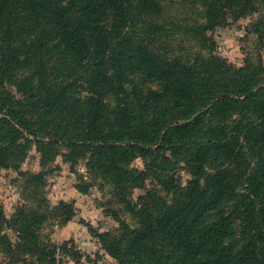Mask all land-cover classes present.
I'll list each match as a JSON object with an SVG mask.
<instances>
[{"label": "trees", "instance_id": "1", "mask_svg": "<svg viewBox=\"0 0 264 264\" xmlns=\"http://www.w3.org/2000/svg\"><path fill=\"white\" fill-rule=\"evenodd\" d=\"M176 1L0 0V168L18 171L34 145L43 166L61 149L72 166L87 161L122 207L109 211L116 233L90 229L116 264H264L263 58L236 67L205 55L208 32L264 0H191L203 10L186 28L164 18ZM176 31L202 51H163ZM256 31L264 45V16ZM31 177L39 208L8 218L0 202L1 252L80 264L70 242L41 233L51 217L72 219V205L51 208L44 173Z\"/></svg>", "mask_w": 264, "mask_h": 264}, {"label": "rangeland", "instance_id": "2", "mask_svg": "<svg viewBox=\"0 0 264 264\" xmlns=\"http://www.w3.org/2000/svg\"><path fill=\"white\" fill-rule=\"evenodd\" d=\"M190 2L192 1L178 0L173 4H167L165 20L168 17L170 21L184 28L192 25L203 9L200 6H192ZM262 16H264L263 8L248 18L229 20L227 24L208 32L207 36L212 42L205 55H216L236 67L243 66L247 59L256 62L258 54H261L264 62V45L260 44L256 31V24ZM160 46L163 51L175 56H194L202 51L198 40L178 31L173 37L163 40ZM10 89L18 98L21 97L15 87ZM66 153H68L66 149H61V154L57 155L55 161L43 166L42 155L34 145L28 151L18 171L0 168V202L4 207L5 215L11 218L22 206L39 208L41 201L33 194L28 182L31 180V183L37 184L31 176L44 173L45 186L42 187L41 192L48 199L50 207L65 202L72 205L75 215L69 221L61 223L51 217L42 227L41 233L47 235L58 246L70 242L69 246H74L81 254L80 264H116V260L106 252L99 239L90 231L91 228L99 232L111 233H116L118 230L119 223L109 212L112 209L122 208L114 197L113 187L105 180L92 175L87 169V161L80 160L74 166L66 162L62 156ZM132 167L142 169L143 159L138 158ZM182 177L186 183L190 175L183 171ZM141 194H143L142 190H135L134 199L136 200ZM122 217L130 225L135 226V221L130 215L122 214ZM7 234L13 242L16 241L17 237L11 230H8ZM60 260L61 264H76L67 255H61ZM0 264L21 263H11L0 250Z\"/></svg>", "mask_w": 264, "mask_h": 264}]
</instances>
